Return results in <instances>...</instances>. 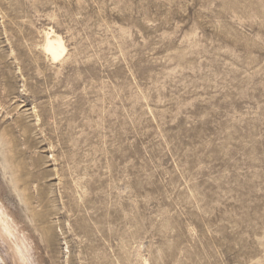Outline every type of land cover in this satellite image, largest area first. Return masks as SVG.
<instances>
[{"label":"rangeland","instance_id":"obj_1","mask_svg":"<svg viewBox=\"0 0 264 264\" xmlns=\"http://www.w3.org/2000/svg\"><path fill=\"white\" fill-rule=\"evenodd\" d=\"M1 207L2 264H264V0H0Z\"/></svg>","mask_w":264,"mask_h":264},{"label":"bare ground","instance_id":"obj_2","mask_svg":"<svg viewBox=\"0 0 264 264\" xmlns=\"http://www.w3.org/2000/svg\"><path fill=\"white\" fill-rule=\"evenodd\" d=\"M55 30V29H54ZM53 29L46 31L45 42L43 44L44 51L54 60L57 61L65 53L66 47L62 37L57 34ZM0 228L8 235H15L14 222L9 219L8 214L0 208ZM16 237V236H15ZM18 238V237H17ZM30 242L28 238L21 237L15 243V250L19 257L29 264L30 260ZM1 259V258H0Z\"/></svg>","mask_w":264,"mask_h":264},{"label":"water","instance_id":"obj_3","mask_svg":"<svg viewBox=\"0 0 264 264\" xmlns=\"http://www.w3.org/2000/svg\"><path fill=\"white\" fill-rule=\"evenodd\" d=\"M0 264H2L1 260H0Z\"/></svg>","mask_w":264,"mask_h":264}]
</instances>
